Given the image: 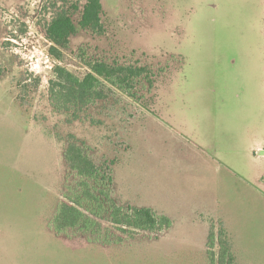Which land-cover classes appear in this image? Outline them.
Segmentation results:
<instances>
[{
    "label": "rangeland",
    "instance_id": "obj_1",
    "mask_svg": "<svg viewBox=\"0 0 264 264\" xmlns=\"http://www.w3.org/2000/svg\"><path fill=\"white\" fill-rule=\"evenodd\" d=\"M65 1L0 0V264H210L221 227L234 264H264V0H101L104 34L73 36L61 65L82 76L84 48L158 76L138 100L107 85L71 122L50 105L58 63L40 30L86 2ZM72 141L112 175L118 206L171 227L125 234L105 214L95 232H57L59 203L80 193Z\"/></svg>",
    "mask_w": 264,
    "mask_h": 264
},
{
    "label": "trees",
    "instance_id": "obj_2",
    "mask_svg": "<svg viewBox=\"0 0 264 264\" xmlns=\"http://www.w3.org/2000/svg\"><path fill=\"white\" fill-rule=\"evenodd\" d=\"M75 14H78V19L74 18ZM102 15L101 0H86L82 8L77 3L56 12L47 26L40 28L50 43L48 55L58 63L53 69L54 78L49 81V102L55 112L66 114L70 122L81 119L91 105L105 99L107 85L138 100L139 88L142 87L149 93L156 83L158 75L148 65L110 63L88 58L84 48L79 50V57L87 68L82 76L61 65L65 56L64 50L73 36L79 32H92L99 36L104 34ZM3 72L0 63V78ZM71 138L74 140V137ZM65 160L80 179V193L67 195V201L59 203L53 219L57 232L76 229L95 232L101 227L96 219L105 214L125 234L156 233L171 227L172 222L168 217L157 215L151 208L132 207L125 210L118 206L110 194L112 175L105 173L103 166H97L77 141L69 143ZM215 246L219 248L218 254L214 252ZM207 248L210 264H234L235 257L224 227L217 232L211 230Z\"/></svg>",
    "mask_w": 264,
    "mask_h": 264
}]
</instances>
